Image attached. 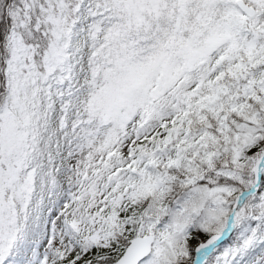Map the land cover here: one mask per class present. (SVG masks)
I'll return each instance as SVG.
<instances>
[{
	"label": "snow or ice",
	"instance_id": "6c2138e0",
	"mask_svg": "<svg viewBox=\"0 0 264 264\" xmlns=\"http://www.w3.org/2000/svg\"><path fill=\"white\" fill-rule=\"evenodd\" d=\"M0 264H264V0H0Z\"/></svg>",
	"mask_w": 264,
	"mask_h": 264
},
{
	"label": "trees",
	"instance_id": "16d2710c",
	"mask_svg": "<svg viewBox=\"0 0 264 264\" xmlns=\"http://www.w3.org/2000/svg\"><path fill=\"white\" fill-rule=\"evenodd\" d=\"M193 243H195V242H193Z\"/></svg>",
	"mask_w": 264,
	"mask_h": 264
}]
</instances>
